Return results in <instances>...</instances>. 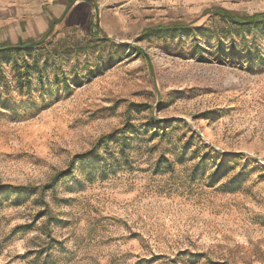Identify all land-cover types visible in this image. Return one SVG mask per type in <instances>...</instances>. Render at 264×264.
<instances>
[{"label":"rangeland","instance_id":"rangeland-1","mask_svg":"<svg viewBox=\"0 0 264 264\" xmlns=\"http://www.w3.org/2000/svg\"><path fill=\"white\" fill-rule=\"evenodd\" d=\"M213 7L264 0H0V264H264V20Z\"/></svg>","mask_w":264,"mask_h":264},{"label":"trees","instance_id":"trees-1","mask_svg":"<svg viewBox=\"0 0 264 264\" xmlns=\"http://www.w3.org/2000/svg\"><path fill=\"white\" fill-rule=\"evenodd\" d=\"M71 4V1L69 3V6ZM209 12H213L215 14H219V15H222V16H225V17H229L231 18L232 20H234L235 22H238V23H243V22H247V21H259V20H264V12H261V13H254L252 15H249V16H242L240 14H238L236 11H233V10H229V9H226V8H223V7H213L212 9H209L208 11H206V13H209ZM65 14V13H64ZM49 31V30H48ZM49 33L47 32V34H45L40 40L39 42L43 41L46 36L48 35ZM59 175L56 176V178L58 177ZM55 178V179H56ZM52 182H50L49 184H46L45 187H48L51 185Z\"/></svg>","mask_w":264,"mask_h":264},{"label":"crops","instance_id":"crops-1","mask_svg":"<svg viewBox=\"0 0 264 264\" xmlns=\"http://www.w3.org/2000/svg\"><path fill=\"white\" fill-rule=\"evenodd\" d=\"M50 6V5H49ZM51 8V7H50ZM57 10H59V7H57ZM42 21H44V19H42Z\"/></svg>","mask_w":264,"mask_h":264},{"label":"water","instance_id":"water-1","mask_svg":"<svg viewBox=\"0 0 264 264\" xmlns=\"http://www.w3.org/2000/svg\"><path fill=\"white\" fill-rule=\"evenodd\" d=\"M96 10L98 11V6H96Z\"/></svg>","mask_w":264,"mask_h":264},{"label":"bare ground","instance_id":"bare-ground-1","mask_svg":"<svg viewBox=\"0 0 264 264\" xmlns=\"http://www.w3.org/2000/svg\"><path fill=\"white\" fill-rule=\"evenodd\" d=\"M83 13H84V12H83ZM84 21H85V20H84ZM84 21H83V22H84Z\"/></svg>","mask_w":264,"mask_h":264}]
</instances>
